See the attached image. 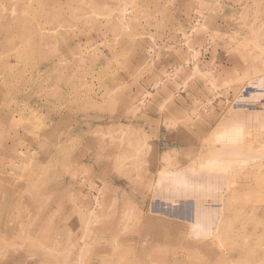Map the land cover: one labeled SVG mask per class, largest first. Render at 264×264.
I'll use <instances>...</instances> for the list:
<instances>
[{"label":"rangeland","instance_id":"1","mask_svg":"<svg viewBox=\"0 0 264 264\" xmlns=\"http://www.w3.org/2000/svg\"><path fill=\"white\" fill-rule=\"evenodd\" d=\"M0 264H264V0H0Z\"/></svg>","mask_w":264,"mask_h":264},{"label":"bare ground","instance_id":"2","mask_svg":"<svg viewBox=\"0 0 264 264\" xmlns=\"http://www.w3.org/2000/svg\"><path fill=\"white\" fill-rule=\"evenodd\" d=\"M103 145V144H102ZM105 146V145H104ZM104 150V149H103ZM211 212H213V211H211ZM210 214H214V215H216V213H215V211L213 212V213H210ZM213 215V216H214ZM230 223H231V221H230ZM230 223H228V225L230 224ZM233 223V222H232ZM232 225V224H231ZM232 227V226H231ZM229 228V227H228Z\"/></svg>","mask_w":264,"mask_h":264}]
</instances>
